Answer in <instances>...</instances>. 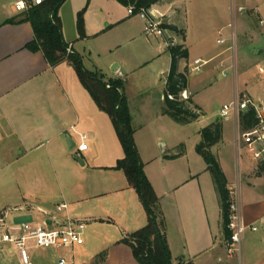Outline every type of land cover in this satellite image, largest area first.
<instances>
[{
    "label": "crops",
    "instance_id": "1",
    "mask_svg": "<svg viewBox=\"0 0 264 264\" xmlns=\"http://www.w3.org/2000/svg\"><path fill=\"white\" fill-rule=\"evenodd\" d=\"M19 1L0 0V215L4 216V226L9 230L17 217L25 216L39 222L34 215L43 217V221L50 215L60 221L70 218L85 224L80 246L59 253L31 248L30 264H58L60 257L65 256L75 264H93L101 253H105L101 264H138L131 249L119 241L143 228L147 217L123 172L112 169L123 152L115 143L110 118L99 111L67 62L51 66L40 50L28 49L34 34L30 23L24 20L25 11L14 8ZM60 8L57 17L63 40L72 52L79 54L74 42H67L71 38L64 31ZM166 20V24L181 31L179 35L166 32L167 37L184 46L188 53L186 60L177 63V70L182 72L191 64L185 45L187 35L178 19L175 22L170 15ZM224 49L210 52L205 45L202 51L208 59H195L208 61L207 65L215 63L212 70L216 69L227 62ZM254 51L257 57L264 52L260 47ZM114 67L117 73L118 66ZM241 75L243 79L245 72ZM122 76L117 73L106 79ZM256 76L264 78V72L259 73L258 69ZM186 93L190 94L188 83ZM238 93L252 99L246 91ZM127 104L133 125L129 101ZM161 114L167 116L164 107ZM82 144L84 149H80ZM166 151L154 158L165 174L163 178L160 175L156 183L149 170L143 171L158 198L172 264H177L178 259L192 264H264V173L258 174L256 168L257 173L252 176L245 167L241 174V214L250 228L244 233L240 254L230 255L225 247L219 196L206 165L205 169L199 165L185 168L178 163L167 167L165 164L177 160L180 154L166 155ZM78 155L80 164L75 160ZM218 165L228 189L235 175L229 176ZM61 204L67 208L58 213L55 207ZM13 209L22 210L9 221L6 214ZM0 264H22L19 253L2 241Z\"/></svg>",
    "mask_w": 264,
    "mask_h": 264
},
{
    "label": "rangeland",
    "instance_id": "2",
    "mask_svg": "<svg viewBox=\"0 0 264 264\" xmlns=\"http://www.w3.org/2000/svg\"><path fill=\"white\" fill-rule=\"evenodd\" d=\"M233 4V15L230 0H158L154 4V8L164 15L162 24L168 23L166 18L171 15L175 17V22L178 19L179 25L186 32L185 45L189 51V63L195 58L208 59L209 56L202 51L205 45L210 52L224 49V46L215 42L219 38L218 32L222 31L221 36L227 37L226 27L234 20L237 77H234V72L228 67L229 61L223 68L213 70L215 63H210L198 73L189 72L188 66H185L190 92L186 93L187 98H191L200 109L198 118L187 124H177L170 117L161 114L164 107L161 97L170 66V54L165 43L168 45L172 42L166 33L160 38L147 37L143 33V21L135 15L129 17L127 7L115 0H68L60 8L64 31L67 38H71L67 42H74V49L81 56L84 69L97 72L105 79L117 73L123 75V93L130 103L134 117L133 142L142 170H149L155 176L156 183L163 172L154 158L164 150H167L166 155L180 154L177 160L167 162V167L178 163L185 168L199 165L205 169L206 164L197 154L196 146L201 143L200 130L216 120L221 124L222 137L209 151L229 176L235 175L237 161L233 119L231 116L228 119L219 118V112L237 91L248 92L254 102L264 101V78L256 76L258 69H264V52L257 57L254 51L259 47L264 51V25L260 24V20H264V3L260 0H234ZM238 7H243L244 10L238 11ZM80 13L82 37L77 29ZM225 58L228 60L229 55L226 54ZM114 66H118L117 73ZM222 69H225V77L220 75ZM243 72L245 75L242 79ZM254 80L259 84L256 85ZM180 99L185 100L183 96ZM100 115L108 119L104 114ZM241 131L245 137L249 133L247 129L241 128ZM114 140L121 151L115 132ZM86 144L90 145V141L87 140ZM160 144L167 147L163 149ZM241 165L242 175L245 167L246 173H251L252 176L254 172L257 173L246 154L242 157ZM233 180L234 178L232 182ZM243 186L244 181L241 180L242 189ZM19 213L10 211L6 215L12 221V217ZM54 215L59 218L62 216L56 213ZM34 217L35 221H43V217ZM84 231L85 229L82 237ZM64 258L68 259L66 256Z\"/></svg>",
    "mask_w": 264,
    "mask_h": 264
},
{
    "label": "trees",
    "instance_id": "3",
    "mask_svg": "<svg viewBox=\"0 0 264 264\" xmlns=\"http://www.w3.org/2000/svg\"><path fill=\"white\" fill-rule=\"evenodd\" d=\"M65 1L42 0L41 4L31 6L24 12V20L30 23L34 34V40L27 47L32 51L40 50L51 66L67 62L73 68L79 82L99 111L110 118L123 152V157L115 163L112 169L123 172L128 186L137 193L147 217V223L143 228L124 236L119 243L131 249L138 264H172L163 232L164 223L158 206V198L143 173L142 164L133 142L134 129L131 125L128 104L123 94V81L121 79L106 80L103 75L97 72L87 71L82 65L79 54L66 53L69 44L63 40L61 22L57 17V12ZM157 1L116 0L124 7L134 6L136 9H148ZM81 14L78 15L77 22L80 37L83 36ZM161 27L175 35L181 34V31L173 25L162 24ZM167 49L170 54V66L163 92L164 114L177 124H187L196 120L200 111L191 98L180 99V94L187 88V75L186 71L179 72L177 70V63L179 60H186L188 53L184 46L171 41L167 45ZM240 123L244 130L251 127L254 123L253 113L247 112L241 115ZM200 137L201 143L196 146V152L205 162L215 184L220 200L223 231L227 239L230 233L227 229L228 190L226 180L216 159L209 151L211 146L221 140L222 129L219 121L202 128ZM258 170V174L264 173V165H260ZM104 258L105 253H101L93 264H101ZM177 264L192 263L178 259Z\"/></svg>",
    "mask_w": 264,
    "mask_h": 264
},
{
    "label": "built area",
    "instance_id": "4",
    "mask_svg": "<svg viewBox=\"0 0 264 264\" xmlns=\"http://www.w3.org/2000/svg\"><path fill=\"white\" fill-rule=\"evenodd\" d=\"M264 3V0H260ZM42 0L19 1L14 5L17 12L27 11L31 6L41 4ZM234 0H230V11L233 15ZM238 11H243V7H238ZM128 16H138L143 21V33L147 37L160 38L168 31L164 30L162 19L164 17L152 5L150 8H138L134 6L127 7ZM227 25L228 35L222 37V31H219V38L216 40L217 45L224 46V52L229 55V68L236 75V32L235 24L233 22ZM260 24L264 25V20H260ZM72 52L69 46L66 53ZM208 61L202 59H194L190 66L189 71L192 73L200 72ZM226 63H221L220 68H223ZM225 69L220 72L221 77H225ZM264 69H259V73H263ZM185 100L187 99L186 91L180 94ZM171 98V97H170ZM252 112L254 123L249 127L246 137L242 135L240 117L241 115ZM231 116L234 125V141L236 153V172L235 180L228 190L227 200V229L229 237L225 241V247L230 255H239L241 251L242 239L248 227L242 218L241 205H240V190H241V164L244 154L254 164L256 168L264 165V101L254 102L247 96H241L238 92L235 93L233 99L222 106L219 112V118L228 119ZM85 145L82 144L80 149H84ZM67 208L66 205L61 204L55 207V211L60 213ZM22 209H13L11 211L19 212ZM4 216L0 219V241L10 244L18 253L22 264H30L28 250L34 249H53L56 252H62L75 246H80L82 241V231L85 224L80 221L71 220L66 218L60 221L56 216L48 215L47 221L34 222L31 218L30 222L14 225L9 230L4 226ZM251 230H256L251 228ZM58 264H74L72 260L68 261L60 257Z\"/></svg>",
    "mask_w": 264,
    "mask_h": 264
},
{
    "label": "water",
    "instance_id": "5",
    "mask_svg": "<svg viewBox=\"0 0 264 264\" xmlns=\"http://www.w3.org/2000/svg\"><path fill=\"white\" fill-rule=\"evenodd\" d=\"M76 161H78L79 163L80 162V159L78 157L75 158ZM31 221V217L30 216H25V217H17L15 220H14V224L15 225H18V224H22V223H27V222H30Z\"/></svg>",
    "mask_w": 264,
    "mask_h": 264
}]
</instances>
